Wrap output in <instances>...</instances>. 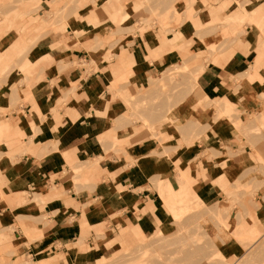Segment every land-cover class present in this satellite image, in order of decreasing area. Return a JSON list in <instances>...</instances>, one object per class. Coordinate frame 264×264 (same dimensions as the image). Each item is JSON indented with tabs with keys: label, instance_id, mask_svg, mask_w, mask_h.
<instances>
[{
	"label": "crops",
	"instance_id": "crops-1",
	"mask_svg": "<svg viewBox=\"0 0 264 264\" xmlns=\"http://www.w3.org/2000/svg\"><path fill=\"white\" fill-rule=\"evenodd\" d=\"M202 1L194 0L196 11L164 39L154 32L153 37H145L139 47L131 48L125 37L120 41H125L126 45L118 47L109 60L103 58V52L95 51V68L91 71L74 64L75 61L81 63L82 59L90 61V58L82 47L84 41L80 42L69 26H65L66 33H49L42 45L28 52L29 66H44V80L31 88L19 86L20 99L24 91L28 98L27 103L16 107L23 114L14 110L0 114V126L15 123L12 129L26 133L34 125L38 133L32 140L30 133L21 139L12 130L0 134V259L15 252L17 256L31 257L33 263L56 261L55 264H59L75 256H85L93 252L91 249L105 248L108 241L99 243L96 231L103 230V234L111 231L116 239L122 234L131 236L137 227L154 221L162 224L165 220L160 208L162 203L154 202L147 187L149 178L166 174L171 162L193 166L190 170L195 183L190 188L204 205H219L225 201L217 179L239 176L250 156L245 146L243 153L230 156L231 162L223 167L216 158L199 156L218 145V151L228 158L229 152L222 145L229 141L231 149H237L236 134L220 120L211 123L208 118L203 120L201 125L206 128L200 134L199 144L189 150H178L169 158L150 154L153 147L144 135L123 151H115L110 142L101 140L113 129L108 116H115L120 108L116 107L117 102L109 103L110 85L116 88L136 83L149 71L158 74L159 63L167 65L178 61V52L165 46L174 37L178 40L193 38V46L187 50L189 54L193 49L205 50V45L195 35L199 24L211 23L213 18L220 21L230 18L233 20L230 23L246 20L243 7L264 14V0ZM117 6L114 9L118 10L122 4ZM100 14L92 6L87 7L81 19L75 23L72 20V24L74 28L78 26L77 31L87 32L88 21L98 20ZM106 23L100 22L99 27ZM200 35L207 44L214 42L218 46L224 40L219 29H204ZM258 40L264 41V33L260 37L255 28L246 27L240 43L235 40L231 49L225 46L221 50L226 58H217V62L223 65L205 66L197 77V94L191 93L182 103H189L188 108H191L201 94L220 98L226 93V98L240 104L244 100L246 110H253L259 95L264 93L263 84L247 83L235 91L240 83L228 78L247 71L255 59L257 75L264 77V59L263 62L259 59L263 51L256 47ZM245 44L248 51L242 46ZM40 58H46V63L41 64ZM0 104L1 107L10 105L8 99H2ZM113 137L120 138V134L113 133ZM235 138L236 144L233 143ZM8 146L11 147L7 149ZM89 162L92 163L83 174L75 173L79 165ZM263 195L264 190H261L254 197L259 209L257 218H264ZM25 198L27 200L23 201ZM13 260L12 264L17 263Z\"/></svg>",
	"mask_w": 264,
	"mask_h": 264
},
{
	"label": "rangeland",
	"instance_id": "rangeland-1",
	"mask_svg": "<svg viewBox=\"0 0 264 264\" xmlns=\"http://www.w3.org/2000/svg\"><path fill=\"white\" fill-rule=\"evenodd\" d=\"M193 2L194 0H0V102L2 99H8L10 103L6 107H1L0 104V114L11 113L12 110L23 114L19 107H16L20 103H27L28 98L25 96L24 91V97L20 99L18 95L19 86L23 85L26 88H31V85L44 80V66L40 64L29 66L28 52L34 47L42 45L49 33L54 32L56 34V32L63 31L66 33L65 26H69L73 35L80 42L84 41L82 47L87 50L90 58V61L82 59L81 63L75 61L74 64L79 66L81 64L88 71H91L95 68L93 67L95 51L103 52V58L109 60L118 47H124L126 43L130 44L131 48L139 47L143 43V39L148 36L153 37L154 32H157L164 39V36L166 37L182 21L189 18L192 12L196 11ZM204 2L203 0L202 3ZM118 4H122V7H119L118 10L114 9L118 7ZM90 6L101 13L100 18L88 21L90 24L88 26L89 31L83 33L77 31L78 26H75V29L73 24L81 19L85 8L87 9ZM241 10L243 16L247 17L246 20L241 19L236 23H230V20L233 21L230 18L222 21L213 18L211 23L197 26L199 31L195 35L200 38L201 44L205 45V50L201 48V50L193 49L189 54V47L193 46V38L188 40L179 38L178 40L174 37L175 39L170 44H164L178 52L180 55L178 61L173 60L167 65L159 63L157 68L160 71L158 74L149 71L144 74L141 81H138L139 83H126L116 88L110 85L109 103L117 102L116 107L120 108L115 116H108L111 119L113 129H109L104 137H101V140L110 142L113 150L123 151L129 143L138 142L141 135H144V138L147 137L149 140V145L153 147L150 154L169 158L176 154L178 150L181 151L184 148L189 150L195 144H199L201 141L200 134L206 128V126L201 125L203 120L208 118L209 123L220 120L224 124H228L236 134L239 141L236 144L235 138L233 143L236 144L237 149L232 150L229 141L222 145L223 149L229 152L228 158L218 151V145L199 154V156L208 159L216 158V161L220 163L219 166L223 167L231 162L230 156L243 153V148L246 146L247 150L249 148L248 156H250V159L246 161V167L241 172L244 174L240 173L239 175L242 178L239 176L218 178L217 182L223 189L225 201L219 203V205L206 206L190 188L195 183L190 170L193 166L186 164V162H183V164L178 161L171 162L166 174L154 175L149 178L150 186L147 187L154 202L162 203L160 208L164 212L165 219L162 224L154 221V223L151 222L144 227H137L138 230L133 232L131 236L127 233L116 239L113 238L111 231L109 234H103V230L96 231L98 241H108L105 248L102 246L91 249L93 252L85 256L77 258L75 256V259H70L67 262L60 261L59 264H153L154 262L174 264L176 260L177 263L175 264H197L200 261L198 264H205L206 261L213 260V258L208 257L210 255L214 257L215 261L219 259L213 255L216 250L220 251L224 257L230 259L234 264H240L244 260L243 257L247 254L246 251H253L256 258L259 255L264 257L260 254L262 250L257 255L259 247H262V245L264 247V244H262L264 243V218H257L256 214H259V209L254 200L256 193L264 190V93L259 95L258 100L256 99L258 103L253 110L249 111L246 110L244 100L241 104L233 102L230 98H226V93L220 98L207 97L202 94L197 95L199 97L198 101L191 108H188L189 103H182L186 98L191 97V93L197 94V77L205 66L223 65V63L217 62V58H226L221 50L223 51L225 46L231 49L236 42L240 43L241 38L245 36L246 27L255 28L259 32V36L262 37L264 33L263 12L257 14L244 7ZM113 15H115V18ZM255 17H257L256 20H254ZM106 21L104 27H99L100 22ZM29 24L32 27H29ZM204 29H208V31L219 29L224 40L218 46L214 42L207 44V41H205L203 43L204 40L200 32ZM125 37L128 39L125 40L126 43L120 41ZM134 39L137 40L134 41L135 43L133 42ZM235 40L236 42H234ZM242 46L248 51L246 44ZM256 47L263 51V55L259 57L263 62L264 41L258 40ZM126 50L129 49L126 48ZM45 59L40 58L39 62L44 64L46 63ZM255 63L256 59L247 71L229 76L228 79L231 81L238 80L240 83L238 84L239 87L234 88L235 91L238 88L241 90L247 83L253 85L263 84L264 86V77L257 75L256 67H254ZM186 108L188 109L185 111ZM14 124L1 125L0 134L12 130L11 132L18 134L21 139L25 136L24 134L30 133L29 138L32 140L38 133L34 125L29 131L23 133L12 129ZM113 133L115 135L116 133L120 134V138H114ZM247 134L253 136V138H250ZM10 147L8 146L7 149ZM91 163L79 165L74 170L75 173L77 175L83 174V171H86ZM183 179H186L187 184L183 182ZM181 180H183V183L180 182ZM167 182L169 183L168 186L174 188L173 193L176 194L172 200L175 204L173 209H169L164 204L165 202L163 203L158 193L159 187L164 189ZM226 186H228L227 189ZM179 190L181 191L180 194H178ZM24 194L27 196L26 193ZM26 200L25 198L23 201ZM223 205L226 206L223 207ZM218 212L223 213L221 215ZM209 216L211 218L214 216V220L210 219ZM235 217L239 220L235 221ZM241 223H243L242 226ZM244 226L256 227L259 235L261 234L258 235L256 243H253L254 246H258L259 242L263 240L257 249L253 250L254 246L252 244V249H250L251 247L249 249L245 247L246 250L243 251L242 245L240 246L237 240L230 236L235 228ZM110 237H112L111 241H109ZM214 237H219L220 239H218L221 242ZM196 241L197 244L199 243V247L202 244L204 245L201 246L203 249L200 247V250L197 247ZM99 243H102V241ZM207 244L213 245L210 247L212 249L214 247V250L211 251ZM183 245L186 246L189 252L192 250L188 257L186 256L189 254L188 251H184L187 258L183 255ZM185 246L184 250H187ZM193 246L194 248L196 246L199 251L193 250ZM207 250L212 253L207 252ZM255 251L258 252L255 254ZM202 252L210 253L207 255L209 260L205 258L206 254L203 257L206 260L202 258ZM12 253H8L5 258L0 259V264H12L10 262L12 259H14L13 262H17L14 264L44 263H33L29 256H17L15 252ZM249 254L247 256L249 259L247 258L246 261L248 260L250 264H256L257 261L252 262L254 256ZM262 254L264 253L262 252ZM183 256L185 257L184 262L180 261ZM250 258L252 259L250 260ZM168 260L173 262L170 263ZM249 262L245 263L249 264ZM55 263L57 262L50 264ZM210 263L212 264V262ZM213 263L220 264L219 260ZM242 264L244 263L242 262ZM260 264H264V261H261Z\"/></svg>",
	"mask_w": 264,
	"mask_h": 264
},
{
	"label": "bare ground",
	"instance_id": "bare-ground-1",
	"mask_svg": "<svg viewBox=\"0 0 264 264\" xmlns=\"http://www.w3.org/2000/svg\"><path fill=\"white\" fill-rule=\"evenodd\" d=\"M135 4H136V3H135ZM244 13H245V12H244ZM246 14H247V13H246ZM246 16H247V15H246ZM229 27H230V26H229ZM231 29H232V28H231ZM229 117H230V116H229ZM250 134H251V133H250ZM248 135H249V134H247V136H248ZM253 135H254V134H253ZM260 136H261V135H260ZM249 137H250V138H253V136L251 137V135H249ZM249 137H248V138H249ZM257 137H258V135H257ZM257 137H256V139H257ZM259 138H260V137H259ZM252 140H253V139H252ZM263 140H264V139H263ZM254 169H255V168H254ZM242 172H243V171H242ZM245 173H246V172H245ZM241 174H244V173H241ZM246 174H247V173H246ZM239 177H241V176H239ZM241 178H242V177H241ZM241 178H240V179H241ZM183 180H184V181H183ZM183 180H181L180 182L183 181L185 184H187L186 179H183ZM217 181H218V179H217ZM237 181H238V179H237ZM183 182H182V183H183ZM167 184H169V183H168V182L166 183V185L164 186V189H161V187H159L160 190L158 189V190H159L158 193H159V197L162 199L163 203L165 202L164 204H166V206H168L169 209H173V207H174L175 204L172 202V200H173V196L176 195V194L173 193V192H174V188L168 186ZM230 184H231V183H230ZM227 187H228V186H226V189H227ZM230 187H231V185H230ZM180 188H181V187H180ZM181 189H182V188H181ZM180 193H181V191L179 190V191H178V194H180ZM263 196H264V195H263ZM260 199H262V198H260ZM262 200H264V199H262ZM226 201H227V200H226ZM227 205H228V204H227ZM230 205H231V204H230ZM221 208H222V207H221ZM225 209H226V208H225ZM226 210H227V209H226ZM220 211H222V210H220ZM218 213H220V214L222 215L223 212H218ZM226 214H227V213H226ZM210 215H211V214H210ZM213 215H215V214L213 213ZM224 216H225V214H224ZM236 216H237V215H236ZM243 216H244V215H243ZM237 217H238V216H237ZM237 217H235V218H236L235 221H236V220H237V221L239 220ZM209 218H210V219H213L214 216H213V218H211V217L209 216ZM221 218H223V217L221 216ZM215 219H216V218H215ZM260 219H261V218H260ZM213 220H214V219H213ZM222 220H223V219H222ZM209 222H210V221H209ZM214 222H215V221H214ZM216 222H217V221H216ZM210 223H211V222H210ZM242 224H243V223H241V226H242ZM213 225H215V224H213ZM213 225H212V226H213ZM234 225H237V224H234ZM250 225H251V224H250ZM218 227H219V226H218ZM216 228H217V227H216ZM216 228H215V229H216ZM216 230H217V229H216ZM263 232H264V231H263ZM218 233H219V232H218ZM230 233H231V232H230ZM263 234H264V233H263ZM258 235H259V231H258V229H257L256 227H253V226H252V227H251V226H244V227H242V228H239V227H238V228H235V229L232 231V234H230V236H232L234 240H237V242L239 243L240 246L242 245L241 247H243V248H242L243 251L246 250L245 247H247V249H249V248L252 246L253 243H254V244L256 243V240H257V238H258ZM260 235H261V234H260ZM260 235H259V236H260ZM214 236H215V235H214ZM215 237H216V236H215ZM215 237H214V238H215ZM203 238H204V237H203ZM218 238H219V237H218ZM218 238H215V239H218ZM196 239H197V238H196ZM196 239H195V240H196ZM212 239H213V238H212ZM219 239H220V238H219ZM219 239H218V240H219ZM263 239H264V238H263ZM192 240H193V238H192ZM202 241H203V240H202ZM209 241H210V240H209ZM213 241H215V240L213 239ZM258 241H259V240H258ZM260 241H261V240H260ZM262 241H263V240H262ZM262 241L259 242V244H261ZM219 242H221V241L219 240ZM190 243H191V242H190ZM194 243H195V242H194ZM210 243H211V242H210ZM222 243H223V242H222ZM240 243H241V244H240ZM196 244H197V241H196ZM198 244H199V243H198ZM198 244H197V245H198ZM201 244H202V242H201ZM201 244H200V245H201ZM204 244H205V243H204ZM254 244H253V246H254ZM259 244H258V246H259ZM262 244H264V243H262ZM185 245H186V243H185ZM185 245H183V255H184V256L186 255V252L184 253V251H188L189 254L186 255V256L188 257V255L190 256V252H191L192 250L189 252V250L186 248ZM191 245H192V244H191ZM197 245H196V246H197ZM202 245H203V244H202ZM202 245H201V246H202ZM207 245H208V244H207ZM207 245H206V248H207ZM184 246H185V248H186L187 250H184ZM196 246H195L196 249H195L194 246H193V248H194L193 250H195V251L197 250V247H199V245H198L197 247H196ZM201 246H200V247H201ZM203 246H204V245H203ZM210 246H213V245H211V244L208 245V247H210ZM258 246H257V245L254 246L253 250H254V249H257ZM181 247H182V246H181ZM181 247H180V249H181ZM188 247H189V246H188ZM200 247H199V248H200ZM235 247H236V246H235ZM260 247H261V246H260ZM260 247H259V250H258L259 252H258V251H255V254L258 252L257 255H259V253L261 252L260 250H262V252L264 253V251H263V248H264L263 245H262L261 249H260ZM201 248L203 249V247H201ZM201 248H200V250H201ZM180 249H179V250H180ZM189 249H190V248H189ZM191 249H192V248H191ZM208 249H209V248H208ZM210 249H211V251H213V250H214V247H213V249H212V247H210ZM250 249H252V247H251ZM204 250H205V248H204ZM204 250H203V251H204ZM181 251H182V250H181ZM198 251H199V249L197 250V252H198ZM205 251H206V250H205ZM207 252H210V251L207 250ZM262 252H261L260 254H261V255H264V254H262ZM178 253H179V252H178ZM202 253H203V252H202ZM210 253H212V252H210ZM210 253H208V254H210ZM246 253H247V254H246ZM246 253H245L246 255L243 253V254L245 255V256L243 255V256L245 257V258L243 257V259H244L245 261H244V260L242 261L241 258L239 259L240 262L242 261L244 264H246L245 262H247V263L249 262L248 260L246 261V259L248 258L247 256H248L249 253H251L252 256H254V261L252 260V262L257 261V262H259V263L256 262V264H260L261 261H264V260H263L264 257H260V255L257 256L258 258H256V255H253V251H250V252L246 251ZM192 254H193V252H192ZM200 254H201V252H200ZM204 254H206L205 258H207V255H208V254H207L206 252L202 254V258L204 257ZM251 254H249V255H251ZM213 255H214L215 257H218V258H219L218 260H219L220 264H234V262L230 261V259L228 260V259H227L226 257H224V256L220 253V251H218V250H216V251L214 252ZM178 256H179V255H178ZM178 256H177V257H178ZM184 256H183V258H180V261L182 260V262H184L183 260H184L185 257H186V256H185V257H184ZM211 256H212V255H210V256H208V257L213 258V260L210 259V262H212V264H214L213 262H217V261H218L217 259H216L217 261H215V260H214V257H211ZM179 257H181V256H179ZM179 257H178V258H179ZM187 257H186V258H187ZM233 257H234V256H233ZM259 257H260V259H259ZM166 258H167V257H166ZM231 258H232V257H231ZM255 258H256V260H255ZM262 258H263V259H262ZM203 259H204V258H203ZM203 259H200V260H203ZM232 259H233V258H232ZM232 259H231V260H232ZM248 259H249V258H248ZM251 259H252V258H250V260H251ZM257 259L260 260V261H258ZM261 259H262V260H261ZM163 260H164V259H163ZM170 260H172V259H170ZM175 260H176V259H175ZM204 260H206V259H204ZM207 260H209V258H207ZM233 260H234V259H233ZM236 260H237V259H236ZM168 261H169V260H168ZM173 261H174V259H173ZM173 261H171V262H173ZM196 261H198V260H196ZM162 262H163V261H162ZM165 262H166V261H165ZM165 262H164V263H165ZM169 262H170V261H169ZM171 262H170V263H171ZM178 262H179V261H178ZM200 262H201V261H200ZM200 262H198V263H200ZM202 262H204V261H202ZM208 262H209V261H206L205 264H207ZM210 262H209V263H210ZM236 262H237V261H236ZM236 262H235V263H236ZM242 262H241L240 264H242ZM252 262H251V263H252ZM154 263H155V264H159V263H156V262H154ZM154 263H153V264H154ZM160 263H161V262H160ZM175 263H177V260H176V262H174V264H175ZM180 263H181V262H180ZM198 263H197V264H198ZM209 263H208V264H209ZM168 264H169V263H168ZM178 264H179V263H178ZM181 264H182V263H181ZM201 264H202V263H201ZM210 264H211V263H210ZM215 264H216V263H215ZM217 264H218V263H217ZM249 264H250V262H249ZM252 264H253V263H252Z\"/></svg>",
	"mask_w": 264,
	"mask_h": 264
}]
</instances>
